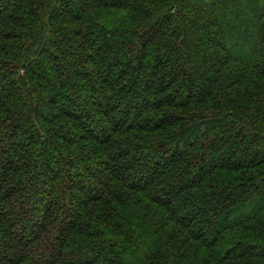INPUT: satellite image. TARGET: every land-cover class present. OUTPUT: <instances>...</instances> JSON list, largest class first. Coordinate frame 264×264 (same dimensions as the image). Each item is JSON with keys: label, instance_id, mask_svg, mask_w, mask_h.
Returning a JSON list of instances; mask_svg holds the SVG:
<instances>
[{"label": "trees", "instance_id": "trees-1", "mask_svg": "<svg viewBox=\"0 0 264 264\" xmlns=\"http://www.w3.org/2000/svg\"><path fill=\"white\" fill-rule=\"evenodd\" d=\"M0 264H264V0H0Z\"/></svg>", "mask_w": 264, "mask_h": 264}]
</instances>
